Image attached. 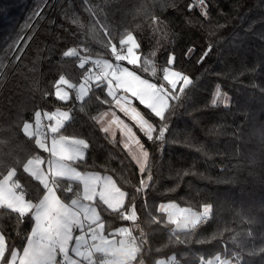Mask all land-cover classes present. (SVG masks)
Listing matches in <instances>:
<instances>
[{
	"label": "trees",
	"instance_id": "16d2710c",
	"mask_svg": "<svg viewBox=\"0 0 264 264\" xmlns=\"http://www.w3.org/2000/svg\"><path fill=\"white\" fill-rule=\"evenodd\" d=\"M205 1L203 9L196 0H0V172L41 153L25 123L42 109L70 111L57 135L86 141L85 157L73 166L111 176L126 193L125 208L135 204V221L102 202L97 208L107 233L131 229L145 264L171 257L179 264L227 257L264 264V0ZM130 35L137 75L168 86L164 73L173 68L193 80L183 93L177 89L162 117L136 101L155 129L148 140L136 128L150 153L143 173L120 138L97 122L114 106L107 83H92L82 101L76 93L92 74L83 58L115 61ZM73 47L78 55L65 57ZM62 78L73 85L67 102L56 94ZM218 89L227 106L213 104ZM18 177L27 199H41L42 184L22 170ZM53 183L67 202L80 195L77 182ZM161 203L212 211L195 227L175 231ZM32 225L30 215L0 208L7 244L1 264H9L14 249L24 250Z\"/></svg>",
	"mask_w": 264,
	"mask_h": 264
},
{
	"label": "snow or ice",
	"instance_id": "6c2138e0",
	"mask_svg": "<svg viewBox=\"0 0 264 264\" xmlns=\"http://www.w3.org/2000/svg\"><path fill=\"white\" fill-rule=\"evenodd\" d=\"M201 4H206L205 0H199ZM206 8V7H205ZM191 10V8L189 9ZM205 17L208 16V12L205 10L201 13ZM211 51V48L207 49L204 53V56H207V53ZM65 57H72L75 55V48L73 47L71 50H66L63 52ZM173 58L174 63V54L170 55ZM202 62V61H201ZM137 61L135 57L132 58L130 63L127 65H134ZM82 67V66H80ZM129 69V67L125 66ZM134 79V78H133ZM61 82H66L61 79ZM170 83L175 88L178 84H182L183 86L179 89L181 93L185 91V89L193 83V80L190 78L186 79V74H183L177 80H171ZM130 90L137 97L136 101L139 102L140 105L155 107L160 104L159 94L156 92L154 86L149 85L148 83H139L137 87H132ZM87 95V93H85ZM220 93L217 92V97L219 98ZM57 98L61 99L63 102H67L71 96L68 93H64L63 89L57 93ZM215 104V101H213ZM227 106V103H225ZM130 112H135V116L133 119L136 120L137 126L140 128V131L147 137L148 140H152V133L155 131L152 128V125L143 117V115L137 109H129ZM163 112H168L167 105H164L162 108ZM106 115V114H105ZM71 115L69 112L63 113L61 128L64 127V122L71 120ZM102 117L101 119H103ZM115 121L111 122L108 127L103 128L104 132H109L111 130L112 124ZM124 135V130L120 129ZM167 129H165L166 131ZM164 132H161L157 137L158 140L164 139ZM113 139L115 134H112ZM128 141L134 142L135 145L138 146L140 155L136 158L137 163L140 165L139 171L143 173L145 171V166L148 161L149 152L145 150L144 145L140 142L139 138L136 137L133 132L131 136L128 137ZM79 144H83L84 147H88V144L84 140L78 141ZM127 147V144L125 145ZM75 155H79L81 159H83V154L79 152L77 148H73L71 150ZM75 158V156L71 157ZM7 163L6 161L4 162ZM29 175L28 172L24 170L23 165H11L6 166L3 172H0V192L3 193V200L0 201V208L8 209L10 211L17 210L16 205L18 203H25V211L28 208L32 207L35 201L32 204H28L26 202V194H22L21 190L24 189L25 185L21 182L18 177V171H21ZM35 175V173H33ZM62 176L70 175V172L65 170L60 173ZM78 178V177H73ZM147 180H152L151 173L148 174ZM36 182L39 181L37 180ZM142 187L145 186V182L142 180ZM42 186V185H40ZM43 190V186H42ZM89 193L95 192V182H92L91 187L88 189ZM123 195L119 188H115L114 186L108 187L105 190V200L108 203L110 211L119 214L121 210H124L123 220L124 221H135L137 219V212L135 208V204L131 205V208H125V204L123 202ZM92 195H88V199H91ZM75 203V201L73 202ZM39 207L42 209L41 214L37 217L38 223L33 234V239L29 243L28 251L24 255V259L22 264H71L70 258H65L61 256V252H63L69 245L72 237V225L75 222L70 215L69 210L61 203L60 199L56 198V194L54 193L50 199L49 196H43L40 200ZM211 211V206L209 205L204 209V215H208ZM129 212L131 214H129ZM171 215V213H170ZM196 225L193 224V227ZM102 228L105 225H101ZM132 236L131 230L125 234L124 238L119 241V244L115 240H104L101 241V246H98L95 251L97 253H104L105 255L114 257L111 261H105L101 258L98 262L91 255H87L86 259L91 260V264H145L144 256L145 250L138 246L135 239L131 240L129 243V237ZM84 255V254H81ZM11 253H9V257L7 258L8 262H10ZM174 264H179L176 261V258L173 257ZM79 264V261H77Z\"/></svg>",
	"mask_w": 264,
	"mask_h": 264
},
{
	"label": "crops",
	"instance_id": "0c3cea01",
	"mask_svg": "<svg viewBox=\"0 0 264 264\" xmlns=\"http://www.w3.org/2000/svg\"><path fill=\"white\" fill-rule=\"evenodd\" d=\"M86 80L87 83L90 85V87L92 83H96L100 81L99 78L94 77V75L92 74L89 75ZM113 109H115V107L109 110H113ZM102 117H104L102 121L104 122L106 127H108V125L111 122L115 121V123L112 124L111 130L107 133L111 138H113L112 136L113 133L115 134L114 138H120L123 148L125 149V151L128 152V154L135 162V160H137L136 158L140 155L139 148L137 145H135L134 142L128 141V137L131 136L133 132L128 126H126L123 123L124 122L123 117H121L119 114H114V115L106 114ZM66 122H64V124ZM97 122L100 123V126L102 128H104V125L100 122L99 118ZM60 128L61 127L56 129L54 132H52L53 128H51L49 137H44L37 134V130H36L35 136L40 139H37L35 136L34 138L36 139L37 145L41 150V153L29 159L26 162L24 169L34 180L36 181L38 180L39 183L42 184V186L44 187V192L40 198L42 199L43 196L46 195L49 196L51 199L52 195L55 193L56 198L61 200V203L69 210L70 215L75 221L72 225L73 237L68 247L63 252H61V256L65 258H70L71 264H77V261H79V264H91V260L86 259L87 255L92 256V251L88 247L89 242L92 244L93 251H95V249L98 246H101L102 239L115 240L117 244H119V241L124 238L125 234H127L129 230H131L128 227H120L112 231L110 234L107 233L106 227L104 228L101 227V225H104V222L102 221L101 214L97 208V201L102 202L110 210L108 203L104 197H105L106 188L112 186H114L115 188H119L121 193L125 194L123 195L124 204H126L127 196L126 193L118 186L117 182L114 181L111 176L101 173L97 174L94 172L83 173L73 166V162L81 159V157L79 155H75V153H73L71 150L73 148H77L79 152L83 154V158H84L87 153L86 152L87 147H84L83 144L78 143V141H80L81 139L58 136L57 131ZM121 128L124 130V133L126 135H124L123 132L120 130ZM133 130L136 133L135 127L133 128ZM126 144L127 147L125 146ZM146 151L148 150L146 149ZM73 156H75L74 159L71 158ZM65 170L69 171L70 175L68 176L60 175V173L64 172ZM33 173H35V175H33ZM73 177H78V178H73ZM56 179H62L70 182L72 181L79 183L81 185V192L79 197L76 196L72 198L70 202L64 200L60 196L57 186L53 183ZM92 182H95V192L89 193L88 189L91 187ZM21 193L25 194V191L21 190ZM90 194L92 195V198L88 199V195ZM3 198H4L3 193L0 192V201H2ZM41 199L36 201L32 207L27 209V211L24 210L25 203H18L16 205L18 211L17 210L15 211L19 212L23 216L30 215L33 219V225L24 250L22 252H19V250L14 249L11 254L9 264H22L23 262L24 255L28 251L29 243L33 239V234L37 227V223H38L37 217L42 212V209L39 207V203ZM74 201L75 203H73ZM26 202L28 204L33 203L29 199H26ZM132 239H134L133 235L129 237V243H131ZM6 248H7V244L5 242V238L0 230V264L3 261V256L5 254ZM113 259L114 257L108 256L107 261H111Z\"/></svg>",
	"mask_w": 264,
	"mask_h": 264
},
{
	"label": "rangeland",
	"instance_id": "374dc122",
	"mask_svg": "<svg viewBox=\"0 0 264 264\" xmlns=\"http://www.w3.org/2000/svg\"><path fill=\"white\" fill-rule=\"evenodd\" d=\"M198 3L199 7H202L203 9L205 8V4H201L199 0H196ZM206 3V1H205ZM124 47L125 50L124 52L117 56L115 53V61H103V71L104 75L103 76H94L96 78H99L100 81H104L108 85V92L114 98V106L115 109L113 110H106L104 112L106 113H101L99 120L100 122L104 125V128L106 127L104 122L102 121V116L105 114H119L121 117L124 119V124L128 126L132 132L135 133L133 128L135 127L136 130V137L139 138L137 129L140 131V128L137 126V122L133 117L135 116V112H130L129 109H137L139 112V107L136 105V99L137 97L134 95V93L130 90L132 87H137L138 82L139 83H148L149 85H152L155 87L156 92L159 94L160 97V104L155 106V107H150L147 106L157 117H162L165 112L162 111V108L164 105H167L169 107V103L171 99L174 98L175 93L177 92V89L181 86L182 84H178L175 88L173 85L170 83L171 80H177L179 79L183 74L177 72L176 70L172 69H166L165 70V80L168 83V86H163V85H155L152 82H150L148 79L141 77L135 73L132 67L138 65L140 63L139 61V55L137 53V42L135 38L130 35L126 38L124 41ZM119 49H116L115 52H118ZM78 55V51L75 49V55ZM135 57L137 63L132 65H127V63H130L132 58ZM125 66L129 67L126 68ZM134 78V79H133ZM190 78L189 76H186V79ZM64 81L66 82H61L59 81L58 88L56 90V94L60 91V89H63L64 93H68L71 96V89H73V85L67 81L66 79L63 78ZM90 89V85L87 83V80L83 81L81 85L77 87V93L79 99L82 101L84 97L88 95V91ZM220 96L219 98L217 97V93L215 95V103H222L225 105V103L229 104V98L227 95L223 94L219 89ZM87 93V95H85ZM66 110H58L52 114V123H53V130L54 132L56 129L61 127V121H62V116L63 113H65ZM70 113V111H67ZM141 113V112H140ZM142 114V113H141ZM71 115V114H70ZM40 116L39 114L36 115V118L33 122H27L25 123V128L24 131L29 135L34 137L36 130L37 134H39V124H38V119ZM144 117V115H143ZM145 118V117H144ZM146 119V118H145ZM147 120V119H146ZM148 121V120H147ZM149 122V121H148ZM150 123V122H149ZM151 124V123H150ZM152 125V124H151ZM137 128V129H136ZM153 128V127H152ZM141 132V131H140ZM142 133V132H141ZM153 136V135H152ZM36 137V136H35ZM37 139H40L36 137ZM140 140V138H139ZM142 143V141L140 140ZM144 145V143H142ZM144 148L146 150V147L144 145ZM149 151V150H148ZM134 155V154H132ZM150 156V153H149ZM135 157V156H134ZM135 159V158H134ZM149 160V158H148ZM136 165L140 168V165L137 163V160H135ZM148 163V162H147ZM147 166V165H146ZM145 166V168H146ZM147 182H145V186L147 185ZM173 206V207H171ZM208 207V206H206ZM204 207V209L206 208ZM160 210L165 212L167 214L168 220L175 225V231H183V230H189L191 227H193V224L197 225L200 221L205 220L207 217L210 216L212 208L210 213L206 216L204 215V209L202 212H197L196 210L189 209L186 207H182L178 204L175 203H161ZM171 213V215H170ZM216 259H209L207 262L204 264H215ZM174 260L173 257L169 259H163L162 261H159L157 264H173ZM222 264H227L226 262H223Z\"/></svg>",
	"mask_w": 264,
	"mask_h": 264
},
{
	"label": "built area",
	"instance_id": "2783aa9c",
	"mask_svg": "<svg viewBox=\"0 0 264 264\" xmlns=\"http://www.w3.org/2000/svg\"><path fill=\"white\" fill-rule=\"evenodd\" d=\"M117 56H119L121 54L120 51L116 52ZM106 60H101V59H97V60H87V58H83L82 62L86 63L89 62L91 63V73L94 76H103L104 75V71H103V65L104 62ZM114 62V61H112ZM38 124H39V135L44 136V137H49L50 136V130H51V126L53 125L52 123V113H48L45 110H40V116L38 119ZM55 184V183H54ZM25 190V187L24 189ZM120 215L123 217L124 215V210H121ZM89 242V241H88ZM88 247L89 249L92 251V256L94 259H96L98 262L101 260V258L105 261H107L108 256L105 255L104 253H97L96 251H93V247L92 244L89 242L88 243ZM237 258L235 257H227V258H218L216 259V263L215 264H222L223 262H226L227 264H234L235 260Z\"/></svg>",
	"mask_w": 264,
	"mask_h": 264
}]
</instances>
